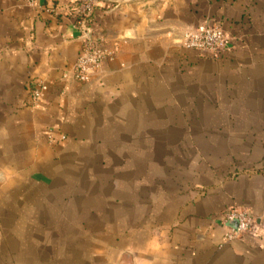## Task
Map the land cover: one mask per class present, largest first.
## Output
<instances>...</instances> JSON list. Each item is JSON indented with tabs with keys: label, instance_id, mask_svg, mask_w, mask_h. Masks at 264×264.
Wrapping results in <instances>:
<instances>
[{
	"label": "crops",
	"instance_id": "0c3cea01",
	"mask_svg": "<svg viewBox=\"0 0 264 264\" xmlns=\"http://www.w3.org/2000/svg\"><path fill=\"white\" fill-rule=\"evenodd\" d=\"M81 3L0 0V264H264V0H95L88 84ZM203 25L223 58L184 46Z\"/></svg>",
	"mask_w": 264,
	"mask_h": 264
},
{
	"label": "built area",
	"instance_id": "2783aa9c",
	"mask_svg": "<svg viewBox=\"0 0 264 264\" xmlns=\"http://www.w3.org/2000/svg\"><path fill=\"white\" fill-rule=\"evenodd\" d=\"M95 9V0H82L76 13L80 18L78 27L83 32L84 45L78 61L73 69V78L81 84H88L101 74V69L111 56L104 46V41H94L90 37V20ZM184 46L219 60L225 53L234 47V40L223 29L217 26H199L191 29L184 36ZM46 87L38 84L31 92L32 104H38L45 96ZM50 135V142H54ZM61 142L67 140L66 136L60 137ZM222 222L231 224L225 236L226 242L241 240L257 223V218L250 212L240 209H229L223 214Z\"/></svg>",
	"mask_w": 264,
	"mask_h": 264
},
{
	"label": "water",
	"instance_id": "95a60500",
	"mask_svg": "<svg viewBox=\"0 0 264 264\" xmlns=\"http://www.w3.org/2000/svg\"><path fill=\"white\" fill-rule=\"evenodd\" d=\"M141 1H154V0H141Z\"/></svg>",
	"mask_w": 264,
	"mask_h": 264
},
{
	"label": "trees",
	"instance_id": "16d2710c",
	"mask_svg": "<svg viewBox=\"0 0 264 264\" xmlns=\"http://www.w3.org/2000/svg\"><path fill=\"white\" fill-rule=\"evenodd\" d=\"M77 21H80V18L77 16Z\"/></svg>",
	"mask_w": 264,
	"mask_h": 264
}]
</instances>
